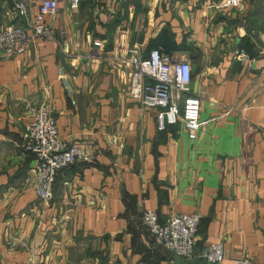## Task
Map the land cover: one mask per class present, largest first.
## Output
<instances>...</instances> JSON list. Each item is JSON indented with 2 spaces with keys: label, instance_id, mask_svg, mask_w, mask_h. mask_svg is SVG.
<instances>
[{
  "label": "crops",
  "instance_id": "crops-1",
  "mask_svg": "<svg viewBox=\"0 0 264 264\" xmlns=\"http://www.w3.org/2000/svg\"><path fill=\"white\" fill-rule=\"evenodd\" d=\"M16 1L29 14L40 0H0V26L24 23ZM44 20L54 36L0 60V264H205L199 253L213 243L221 264H264V0H60ZM162 28L169 53L155 40ZM95 38L98 57L89 58ZM151 47L189 63L193 139L179 121L158 131L155 110L127 95L122 56ZM28 104L44 105L59 136L91 156L58 170L45 201L31 189L22 145ZM146 209L159 221L199 217L191 258L153 244L140 222ZM14 237L26 244L8 251Z\"/></svg>",
  "mask_w": 264,
  "mask_h": 264
},
{
  "label": "built area",
  "instance_id": "built-area-1",
  "mask_svg": "<svg viewBox=\"0 0 264 264\" xmlns=\"http://www.w3.org/2000/svg\"><path fill=\"white\" fill-rule=\"evenodd\" d=\"M59 1L40 0L29 14L25 3L16 1L13 14L24 18V23L8 22L0 26V60L22 54L36 37L54 36L44 17L56 14ZM101 1L92 0L94 4ZM77 4L78 0H68L69 8H77ZM57 41L64 53H70L71 42L63 30ZM100 46L99 39H92L88 57L97 58ZM122 59L128 65L127 95L140 106L155 110L156 129L163 131L179 121L187 138L193 139L199 128V99L188 94L189 63L173 59L156 47L147 49L144 57L136 48H128ZM25 109L21 139L24 150L33 158L31 189L37 199L45 201L50 197L58 170L72 164H85L91 156L81 146L67 144L59 136L54 118L44 105L28 104ZM198 221L199 217L193 213H174L164 221H159L153 210H142L140 215L141 225L151 234L153 244L185 259L193 256ZM4 244L11 251L14 247H24L26 242L22 237H14L6 239ZM199 257L205 264H221L224 250L219 243L208 244L201 249ZM233 264L251 263L246 257H240Z\"/></svg>",
  "mask_w": 264,
  "mask_h": 264
},
{
  "label": "trees",
  "instance_id": "trees-1",
  "mask_svg": "<svg viewBox=\"0 0 264 264\" xmlns=\"http://www.w3.org/2000/svg\"><path fill=\"white\" fill-rule=\"evenodd\" d=\"M155 40L158 41V44L163 48V51L167 52V53H169L170 49L173 48V46H174L173 42L170 43V41L168 39V33H167L165 28H162L160 30V32L158 33V36L156 37Z\"/></svg>",
  "mask_w": 264,
  "mask_h": 264
},
{
  "label": "water",
  "instance_id": "water-1",
  "mask_svg": "<svg viewBox=\"0 0 264 264\" xmlns=\"http://www.w3.org/2000/svg\"><path fill=\"white\" fill-rule=\"evenodd\" d=\"M175 258L178 257L175 256ZM176 264H202V263L200 262L199 258H196L193 262H189L188 260H184V259H180V260L177 259Z\"/></svg>",
  "mask_w": 264,
  "mask_h": 264
},
{
  "label": "rangeland",
  "instance_id": "rangeland-1",
  "mask_svg": "<svg viewBox=\"0 0 264 264\" xmlns=\"http://www.w3.org/2000/svg\"><path fill=\"white\" fill-rule=\"evenodd\" d=\"M184 132V131H183ZM185 133V132H184Z\"/></svg>",
  "mask_w": 264,
  "mask_h": 264
}]
</instances>
